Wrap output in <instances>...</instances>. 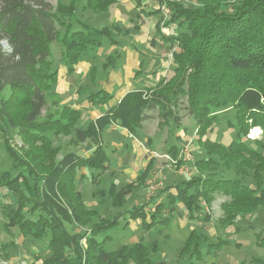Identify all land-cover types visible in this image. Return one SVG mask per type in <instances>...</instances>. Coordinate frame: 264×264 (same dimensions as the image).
Here are the masks:
<instances>
[{
    "label": "trees",
    "instance_id": "16d2710c",
    "mask_svg": "<svg viewBox=\"0 0 264 264\" xmlns=\"http://www.w3.org/2000/svg\"><path fill=\"white\" fill-rule=\"evenodd\" d=\"M196 1L195 7L188 8L167 2L171 17L166 26L172 30L165 34L156 26L158 37L178 48L173 52L172 75L153 86L125 93L98 117L79 126L81 110L67 103L56 102L53 110L42 116L45 95L58 78L49 60L51 43L62 46L61 59L70 75L92 50L102 47L104 41L116 47V35L127 32L117 25L95 28L76 20V0L55 9L43 0H0V94L5 89L9 92L0 98V132L12 159L11 169H21L14 177L10 171H0V193L13 201L11 206L2 207V231L10 239L16 231L23 238L45 241L49 255L42 264H164L148 258V249L155 248L157 241L146 244L141 238L132 246L125 244L107 251L105 246L112 240L108 232L118 227L120 219L125 221L124 227L129 219L139 220L145 231L167 226L179 204L185 211L180 212L183 218L208 222L205 207L210 206L215 193L229 197L221 206L224 216L218 221L222 225L264 208V0ZM115 2L86 0L84 9L103 13ZM144 13L150 16L159 10ZM2 42H6V48ZM118 58L114 52L102 67L116 69ZM86 99L91 107H104L113 95L101 88ZM180 109L195 120L197 141L204 150V156L194 163L197 174L167 186L164 201L152 200V209L145 205L131 208L112 220H98L88 233H69L67 225H83L91 213L78 186L88 177L97 184L98 174L110 164L102 132L117 125L135 134L150 110L157 111L159 128L169 122L179 125ZM226 111H231L226 124L235 131V137L223 144L207 133L221 123L219 112ZM9 128L30 148L25 151L22 146L20 153L14 150ZM253 128L261 130L258 138L248 137ZM61 134H71L76 145L88 142L92 150L87 155L70 151L55 162L52 146ZM177 152L172 145L173 158ZM154 161L149 159L139 181L144 182ZM183 162L180 159L176 164L181 166ZM225 170L250 177L253 187L238 177H226ZM132 186L128 183L118 189L113 182L105 193L99 191L100 203L106 205L110 199L115 207H121ZM82 239L85 251L80 247ZM189 239L198 241L195 229L189 232L186 244ZM204 241L203 248L209 253L228 244L221 237ZM256 241L264 247V227L256 233ZM8 246L13 247V242L2 247ZM196 251L200 256V249ZM253 264H264V258L253 259Z\"/></svg>",
    "mask_w": 264,
    "mask_h": 264
},
{
    "label": "rangeland",
    "instance_id": "374dc122",
    "mask_svg": "<svg viewBox=\"0 0 264 264\" xmlns=\"http://www.w3.org/2000/svg\"><path fill=\"white\" fill-rule=\"evenodd\" d=\"M43 1L53 9L57 5L65 6L70 2V0ZM76 1V20L95 28L117 25L122 32H127V34L116 35L118 42L116 47L104 41L102 47L92 50L80 60L81 64L78 66L80 70L77 68L76 72L70 75L66 74V68L61 59L62 46L57 42L51 43L49 60L53 62L52 68L58 71L59 76L52 91L45 95L46 107L42 111V116L52 111L56 102L67 103L81 110L77 125L83 126L103 110V107H91L86 101L88 95L104 88L107 91H113L112 95L115 96L112 100L116 102L114 97L121 95L128 84H131V87L138 86V79L142 80V77L145 78L146 84L154 85L159 79L169 78L172 75L173 52L178 48L177 45L164 43L156 33V26L158 25L161 32L165 34H169L172 30L166 26V22L171 17L167 2L175 1L188 8L195 7L197 1L116 0L107 12L103 13L84 9L86 0ZM238 1L231 0L232 3ZM156 10H159V13L150 16L144 13ZM77 27L75 24V28ZM114 52L119 55L116 62L117 68L104 69L102 66L107 62V57ZM92 75H94L93 78ZM8 93V89H5L0 94V98L6 97ZM230 113L231 111L219 112L221 123L214 125L213 130L207 133L208 137L223 144H228L235 137V131L226 124V119L231 117ZM146 114L141 129H138L135 134L125 132L117 125L109 126L102 132L103 148L109 157L110 164L107 170L98 174L97 184L92 183L88 177L78 186L84 206L91 213L84 218L83 225H67L69 233L81 235L88 233L90 227L98 220L102 218L112 220L117 214L131 208L142 205L147 206V209L151 208L152 200L155 199L156 203L164 201L163 191L167 186L187 180L197 174L194 163L195 160L204 156V150L197 141L195 120L184 109H180L179 125L169 122L161 129L158 126L157 111H147ZM253 129L250 130L248 137L258 138L261 130L257 128L259 133L252 135ZM177 130L182 132V138L181 135H177ZM4 141L5 136L0 132V171H10L11 176L14 177L21 169H11L12 159L6 152ZM9 142L14 150L21 152V147L24 145L12 128H9ZM172 145L178 150L176 158L170 154ZM24 147L25 151L27 147L30 148L29 145ZM52 148H55L54 161L57 162L70 151L79 155H87L92 150V145L88 142L76 145L73 143L71 134H61L54 138ZM151 158L155 161L149 168L146 179L141 182L139 175ZM180 159L184 162L181 166H177L176 161ZM223 173L226 177H238L232 171L225 170ZM238 178L253 187L250 177ZM113 182L116 183L118 189L128 183L133 184L130 194L125 198V203L121 207H115L110 199L106 205L100 203L102 195L99 191L105 193ZM228 201L229 197L221 193L214 194L210 206L205 207V211L210 216L208 222L201 219L188 221L180 214V212H185L181 206L177 208L176 216L167 226H158L151 231L143 230L139 220L129 219L128 225L124 227L125 221L120 219L118 227L108 232L112 240L106 244L105 249L114 251L125 244L132 246L142 238L146 244L157 241L155 248L148 249V258L154 263L253 264V259L264 258V247L258 245L256 241V233L264 227V208L254 213L238 216L229 225H222L218 221L224 216L221 206ZM12 203L11 199L3 197L0 193V264H42L49 255L45 241L23 238L16 231L13 233L14 237L10 239L2 231L4 221L2 216L4 208L2 207L11 206ZM250 226L254 229H250ZM194 229L199 238L198 241L189 239L186 244L189 232ZM219 237L224 238L228 244L211 253L205 251L204 239L215 240ZM11 242H13V247L8 246L7 249L2 247ZM197 243L198 245L195 246ZM80 247L83 251L87 249L84 239L80 241ZM197 248L200 249V256L197 255Z\"/></svg>",
    "mask_w": 264,
    "mask_h": 264
},
{
    "label": "crops",
    "instance_id": "0c3cea01",
    "mask_svg": "<svg viewBox=\"0 0 264 264\" xmlns=\"http://www.w3.org/2000/svg\"><path fill=\"white\" fill-rule=\"evenodd\" d=\"M80 64L81 63H78L77 65H76V67H75V72H76V70H77V68H78V66H80ZM66 70V69H65ZM78 70H80L79 68H78ZM58 76H59V73H58ZM146 78H149V76H146ZM142 82H143V84H142ZM138 86H132L131 87V84L129 85L128 84V87H126V89L121 93V95H118V96H116V97H114V98H116V102L125 94V93H127V92H130V91H134V90H141V89H143V88H146V87H150V86H153V85H148V84H146V82H145V78H143L142 77V80H139L138 79ZM122 84V83H121ZM121 84H119L120 85V87H121ZM123 86V85H122ZM125 87V86H124ZM106 90V89H105ZM109 93H113V91H108ZM113 96H115L114 94H113ZM116 102H113V100L112 101H110V103L108 104V105H106V106H104L103 107V109H105V108H107V107H109V106H111L112 104H114V103H116ZM71 105V104H70ZM71 106H73V107H75V108H77L78 109V107H76L75 105H71ZM102 108V107H101ZM103 111V110H102ZM151 111V110H150ZM101 113H98L94 118H96V117H98L99 115H100ZM146 114V113H145ZM147 115V114H146ZM142 127V126H141ZM124 131V130H123ZM126 132V131H125ZM177 135L179 136V135H181L180 137L182 138L183 137V135H182V132L181 131H179V130H177ZM176 135V136H177ZM177 136V137H178ZM180 141V140H179ZM178 142V141H177ZM152 150V149H151ZM151 157H154V156H151ZM179 206H181V205H179ZM181 216H183L184 217V215H182V213H181ZM5 234V233H4Z\"/></svg>",
    "mask_w": 264,
    "mask_h": 264
},
{
    "label": "bare ground",
    "instance_id": "6f19581e",
    "mask_svg": "<svg viewBox=\"0 0 264 264\" xmlns=\"http://www.w3.org/2000/svg\"><path fill=\"white\" fill-rule=\"evenodd\" d=\"M252 132H253V134H252V135H256V134H258V133H259V129L255 128V129H253V130H252Z\"/></svg>",
    "mask_w": 264,
    "mask_h": 264
},
{
    "label": "water",
    "instance_id": "95a60500",
    "mask_svg": "<svg viewBox=\"0 0 264 264\" xmlns=\"http://www.w3.org/2000/svg\"><path fill=\"white\" fill-rule=\"evenodd\" d=\"M1 44H2V46H4V47L6 46V42H2Z\"/></svg>",
    "mask_w": 264,
    "mask_h": 264
}]
</instances>
